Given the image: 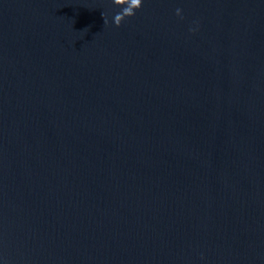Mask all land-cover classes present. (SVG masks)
I'll return each instance as SVG.
<instances>
[{"label":"water","instance_id":"1","mask_svg":"<svg viewBox=\"0 0 264 264\" xmlns=\"http://www.w3.org/2000/svg\"><path fill=\"white\" fill-rule=\"evenodd\" d=\"M118 11L0 0V264H264V0Z\"/></svg>","mask_w":264,"mask_h":264},{"label":"clouds","instance_id":"2","mask_svg":"<svg viewBox=\"0 0 264 264\" xmlns=\"http://www.w3.org/2000/svg\"><path fill=\"white\" fill-rule=\"evenodd\" d=\"M114 5L120 9L112 17V23L117 27H121L126 20L135 17L136 13L143 7L144 0H113ZM176 15L183 18V10L177 8ZM104 24L108 25L109 20L106 15L103 14ZM195 31V29H191Z\"/></svg>","mask_w":264,"mask_h":264}]
</instances>
